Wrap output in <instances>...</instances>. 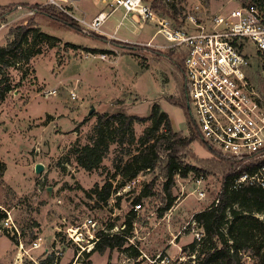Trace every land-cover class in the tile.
Segmentation results:
<instances>
[{
    "label": "rangeland",
    "instance_id": "374dc122",
    "mask_svg": "<svg viewBox=\"0 0 264 264\" xmlns=\"http://www.w3.org/2000/svg\"><path fill=\"white\" fill-rule=\"evenodd\" d=\"M17 1L33 8L17 6ZM104 1L79 2L77 15L88 23L102 12L108 14L100 30H94L53 6L47 9V0H0V22L5 24L0 27V46L8 45L14 30L31 19L52 37L33 42L32 51L41 53L29 61L26 54L19 64L5 60L1 64L0 88L10 83L12 90L0 100V215L11 216L21 236L19 241L15 229L11 236L0 224V264L186 262L194 257L189 245L202 238L194 217L222 190L224 179L216 166L228 158L207 149L197 135L189 147L192 156L185 161L198 172L176 176L167 188V180L155 179L159 170H143L122 185L116 166L141 149L139 138L151 124L147 119L155 105L169 114L174 130L186 136L191 133L190 120L182 108L179 53L165 48L168 44L161 35L149 45L159 28L149 19L139 20L122 7L113 10V0ZM248 1L163 0L165 11L155 10L154 0H144V5L176 25L192 14L207 19ZM36 6L49 12L39 13ZM69 17L78 29L62 22ZM248 53L249 74L264 92V67L259 66L254 46ZM49 90L57 94L47 96ZM104 113H125L146 121L135 122L122 133L115 126L111 134L115 142H109L99 167L89 171L79 165L77 152L97 136L99 116ZM38 165L43 166L40 172ZM153 181L148 196H143ZM109 182L111 197L98 203L95 192ZM166 188L174 199L168 210L163 209L169 197ZM256 216L263 219L262 214ZM100 233L126 234L128 240L122 248L100 254L94 250ZM38 239L41 247L32 249ZM20 242L26 252L19 251ZM243 263L257 264L258 259L247 250Z\"/></svg>",
    "mask_w": 264,
    "mask_h": 264
},
{
    "label": "built area",
    "instance_id": "2783aa9c",
    "mask_svg": "<svg viewBox=\"0 0 264 264\" xmlns=\"http://www.w3.org/2000/svg\"><path fill=\"white\" fill-rule=\"evenodd\" d=\"M79 2L47 0L46 5L100 30L102 14L88 23L77 15L81 12ZM115 4L113 10L122 7L126 13L132 12L139 20L149 19L159 27L149 45L161 35L168 44L165 48L184 53L189 114L204 143L231 160H264V92L249 74L251 55L248 53L249 47L254 46L259 66L264 67V2L249 0L207 19L192 14L176 25L158 16L150 6L144 5V0H113L112 6ZM4 25L0 22L1 28ZM45 94L56 95L57 91L49 90ZM248 183L264 188V165L257 173L244 174L237 180V184ZM0 224H5L4 229L11 236L16 231V239L20 241L21 235L11 216L1 214ZM40 240L33 243L32 249L41 247ZM19 245V251L26 252L22 242Z\"/></svg>",
    "mask_w": 264,
    "mask_h": 264
},
{
    "label": "trees",
    "instance_id": "16d2710c",
    "mask_svg": "<svg viewBox=\"0 0 264 264\" xmlns=\"http://www.w3.org/2000/svg\"><path fill=\"white\" fill-rule=\"evenodd\" d=\"M261 1L264 2V0ZM16 5L33 8L27 3H16ZM34 8L38 9L39 13L47 14L49 12L47 9L50 10L53 7L48 6L47 9H44L41 6H36ZM153 8L157 11H165L163 0H154ZM61 14L68 17L66 14ZM53 17L59 18L55 15ZM62 22L72 29H78L72 18H65ZM13 36L14 38L8 45L0 46V74L3 71L1 64L4 60L7 62L17 61L19 64V61L27 54L25 59L29 61L33 55L41 53V50L32 51L33 42L39 38H52L42 32L33 19L29 20L28 24L17 27ZM96 36L103 38L97 34ZM123 46L129 47V45ZM178 55V69L183 75L185 55L184 53ZM2 82L3 79H0V84ZM11 90L10 83H6L0 88V100ZM182 94L184 102L183 107H180L184 108L189 117L190 135L186 136L174 130L169 114L161 110L159 105H155L147 119L151 121V124L139 138L141 149L137 150L135 154L131 153V159L124 165L116 166L117 175L123 178L122 185H127V182L134 180L143 170H159L155 179L167 180L168 188L176 176L185 178L200 170L192 163L185 161L192 156L189 147L196 140V135L200 143L207 149L210 147L201 139L191 120L184 84ZM143 121H146V118L135 115L128 116L125 113L100 115L97 136L77 152L79 165L89 171L98 168L109 147V142H115L114 135H111L114 131L113 128L116 126L117 131L122 133L130 130L135 122ZM201 164L206 166L208 163L201 161ZM263 165L264 160L237 159H223L221 164L214 165L221 171L224 179L222 190L212 205L195 215L194 219L203 231L202 238L196 239L189 245L194 257L178 264H244L243 254L247 250H251L252 255L258 259L257 264H264V188L256 183L237 184V180L244 174L253 175ZM153 184L154 181L148 185L143 196H148V191L153 188ZM167 188L166 191H168ZM112 192L113 187L110 182L105 184L100 191L97 190L95 194L98 203L107 202ZM168 195L164 210L170 209L174 204V199L169 191ZM258 213L263 215V219L256 216ZM127 240L126 234L110 236L100 233L94 241V250L103 254L108 248H122ZM135 256L138 257L140 254L136 253Z\"/></svg>",
    "mask_w": 264,
    "mask_h": 264
},
{
    "label": "bare ground",
    "instance_id": "6f19581e",
    "mask_svg": "<svg viewBox=\"0 0 264 264\" xmlns=\"http://www.w3.org/2000/svg\"><path fill=\"white\" fill-rule=\"evenodd\" d=\"M101 14H102V16H101L100 19L103 20V22H105V20H106V18H107V14L104 13V12H102ZM70 230H71V229H70ZM72 230H73V229H72ZM77 240H79V238H78ZM20 257H22V253H19V255H18V259H19Z\"/></svg>",
    "mask_w": 264,
    "mask_h": 264
},
{
    "label": "water",
    "instance_id": "95a60500",
    "mask_svg": "<svg viewBox=\"0 0 264 264\" xmlns=\"http://www.w3.org/2000/svg\"><path fill=\"white\" fill-rule=\"evenodd\" d=\"M43 166L42 165H38L37 166V171L40 172L42 170Z\"/></svg>",
    "mask_w": 264,
    "mask_h": 264
},
{
    "label": "crops",
    "instance_id": "0c3cea01",
    "mask_svg": "<svg viewBox=\"0 0 264 264\" xmlns=\"http://www.w3.org/2000/svg\"><path fill=\"white\" fill-rule=\"evenodd\" d=\"M14 3H27L28 4V2H22V1H17V2H14Z\"/></svg>",
    "mask_w": 264,
    "mask_h": 264
},
{
    "label": "flooded vegetation",
    "instance_id": "af4514ba",
    "mask_svg": "<svg viewBox=\"0 0 264 264\" xmlns=\"http://www.w3.org/2000/svg\"><path fill=\"white\" fill-rule=\"evenodd\" d=\"M184 87H185V85H184ZM185 95H186V89H185Z\"/></svg>",
    "mask_w": 264,
    "mask_h": 264
}]
</instances>
